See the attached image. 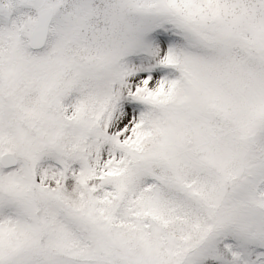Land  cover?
I'll return each mask as SVG.
<instances>
[{"label":"snow or ice","instance_id":"obj_1","mask_svg":"<svg viewBox=\"0 0 264 264\" xmlns=\"http://www.w3.org/2000/svg\"><path fill=\"white\" fill-rule=\"evenodd\" d=\"M0 264H264V0H0Z\"/></svg>","mask_w":264,"mask_h":264}]
</instances>
